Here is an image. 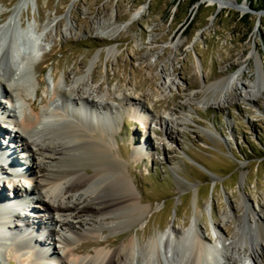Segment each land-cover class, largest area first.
Returning <instances> with one entry per match:
<instances>
[{
    "label": "rangeland",
    "instance_id": "rangeland-1",
    "mask_svg": "<svg viewBox=\"0 0 264 264\" xmlns=\"http://www.w3.org/2000/svg\"><path fill=\"white\" fill-rule=\"evenodd\" d=\"M217 1L224 7L209 0H31L18 13L19 0H0V28L16 17L7 44L15 35L24 41L30 29L41 43L26 54L35 58L30 62L38 95L31 89L28 102H18L20 109L28 110L30 101L43 112L50 109L52 74L58 80L82 77L76 84L81 91L87 82L109 90L119 110L113 126L117 141L109 138L113 152L125 161L142 205L151 210L130 228L107 230L114 246L91 245L79 256L132 237L147 242L172 226L187 232L195 223L210 245L219 243L221 230L228 238L238 232L258 241V230L249 228L248 208L264 214V94L244 99L240 87H261L264 80L259 72L264 67V0ZM118 11L116 24L103 23ZM252 50L260 51L263 63L251 57ZM240 68L243 74L228 84L225 79ZM125 94L135 106H144L143 117L121 100ZM1 142L7 146L5 137ZM17 147L15 158L28 163ZM2 177L0 192L11 199L12 180ZM15 207L32 224L44 214L33 205ZM24 257L9 250L0 260L25 264Z\"/></svg>",
    "mask_w": 264,
    "mask_h": 264
},
{
    "label": "bare ground",
    "instance_id": "bare-ground-1",
    "mask_svg": "<svg viewBox=\"0 0 264 264\" xmlns=\"http://www.w3.org/2000/svg\"><path fill=\"white\" fill-rule=\"evenodd\" d=\"M30 1L19 0L15 6L17 12ZM209 1L212 5L224 4ZM146 8L143 6L136 13ZM120 15L118 11L103 23L116 24ZM15 19L11 17L0 28V93L6 104L2 103L4 99L0 101V140L5 137L7 141V146L0 143V177L14 175V180H10L12 200L0 192V259L10 250L18 256L25 254V264H51L50 261L59 264H246V261L264 264V214L255 212L254 207L248 208L252 213L248 224L252 231L258 230V241H247L238 232L228 238L221 230L217 235L219 243L210 245L195 223L187 232L172 226L147 242L132 237L112 249L102 247L79 256L91 245L114 246L115 240L106 238L107 230L130 228L147 215L150 207L142 205L126 173L125 161L113 152L109 138L116 139L113 126L118 109L109 100V90L103 92L100 86L87 82L86 89L81 91L76 84L82 77L72 79L64 75L58 80L52 74L54 91L47 101L50 109L41 111L35 101H30L28 110L23 106L20 109L18 104L28 102L31 89L38 95L30 62L35 58H28L26 54L35 50L40 40L30 29L24 31L23 36L27 37L24 41L15 35L8 45L7 37L14 29ZM14 31L18 34L17 29ZM67 31L72 29L69 27ZM250 53L263 63L259 50ZM243 71L240 68L225 81L231 84ZM259 72L264 74V67ZM262 88L264 80L261 87L254 83L243 85L240 94L244 99H251L264 94ZM121 100L133 105L132 112L138 119L146 111L144 106L132 103V96L125 94ZM160 121L168 134L165 118L161 117ZM8 124L15 131L6 129ZM169 137L173 138L171 134ZM15 142L24 151L28 163L15 158L18 152ZM32 205L44 212L33 224L15 207L28 209ZM25 229H29L27 236L23 235ZM87 237L97 239L75 246L76 241Z\"/></svg>",
    "mask_w": 264,
    "mask_h": 264
}]
</instances>
